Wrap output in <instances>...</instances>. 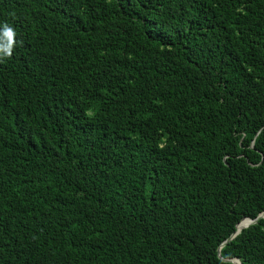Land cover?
<instances>
[{"label":"trees","instance_id":"obj_1","mask_svg":"<svg viewBox=\"0 0 264 264\" xmlns=\"http://www.w3.org/2000/svg\"><path fill=\"white\" fill-rule=\"evenodd\" d=\"M264 0H0V264H264Z\"/></svg>","mask_w":264,"mask_h":264},{"label":"water","instance_id":"obj_2","mask_svg":"<svg viewBox=\"0 0 264 264\" xmlns=\"http://www.w3.org/2000/svg\"><path fill=\"white\" fill-rule=\"evenodd\" d=\"M263 216H264V212H262L261 214H259L256 218H250V217L243 218V219L237 224V228H236L235 232H234V233H233V234H232L227 240H225V241L223 242L222 245H224L228 240L232 239L236 234H238V233L241 231L242 228L249 226L250 224L256 222L258 219H260V218L263 217ZM244 220H246V222L244 223V225H243L242 227H239V224H240L242 221H244ZM228 260H232V261H234L236 264H241L240 260H238V259H228Z\"/></svg>","mask_w":264,"mask_h":264},{"label":"bare ground","instance_id":"obj_3","mask_svg":"<svg viewBox=\"0 0 264 264\" xmlns=\"http://www.w3.org/2000/svg\"><path fill=\"white\" fill-rule=\"evenodd\" d=\"M246 222V220L242 221L240 224H239V227H242L244 225V223Z\"/></svg>","mask_w":264,"mask_h":264}]
</instances>
